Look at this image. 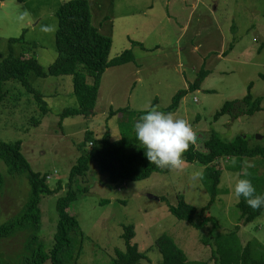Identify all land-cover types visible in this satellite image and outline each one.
Listing matches in <instances>:
<instances>
[{"label":"rangeland","instance_id":"374dc122","mask_svg":"<svg viewBox=\"0 0 264 264\" xmlns=\"http://www.w3.org/2000/svg\"><path fill=\"white\" fill-rule=\"evenodd\" d=\"M65 1L0 0V63L10 55V41L24 34L23 42L14 45L16 56L34 58L47 71L57 58V11ZM88 1L93 25L112 39L110 59L125 50H132L135 55V62L104 73L93 116L69 118L60 124L61 114L79 107L73 76H28L33 88L45 97L50 110L45 116L21 83L9 81L5 85L8 97L0 116V139L23 141L24 155L32 168L49 173V185L58 188L43 196L40 204L42 228L38 236L47 253L54 245L56 202L68 190L72 167L90 152V144L81 147L86 133L93 132L98 141L106 133L110 140L122 138L123 132L129 135L138 115L153 106L154 99L158 100L155 106L165 111L180 90L195 82L204 66L210 76L199 91L183 100L176 113L191 121L197 130V147L204 149L213 132L229 141L243 135L248 145L264 146V102L263 111L254 117L234 119L226 115L220 122L215 121L226 102L242 100L250 85L254 97L264 98V0ZM134 42L143 44L145 49L134 46ZM225 52H229L227 56H223ZM88 80L92 83L91 77ZM125 109L134 114L132 120L129 113L110 118L111 112ZM184 158L183 172H154L143 180L117 183L94 160L90 161V169L74 182L78 200L70 208L86 235L79 264H112L115 251L125 250L122 234L128 225H134L133 242L146 255L142 264L161 263L162 256L155 248V239L161 235L170 236L191 262L216 264L213 248L204 243L212 226L197 230L169 210V205L179 204L181 195L198 210L211 200L202 180H190L192 172H204L205 166ZM245 161L254 162L259 173L264 174L263 158L246 157ZM236 162L233 157L216 161L222 176L211 215L219 220V233L239 225L244 246L248 242L264 246V216L245 226L240 221L239 200L233 193L239 177L234 169ZM0 173L5 179L0 191L1 226L21 212L30 187L25 175L10 173L1 158ZM200 216L196 217L198 221ZM26 235L22 232L1 241L5 262L19 264Z\"/></svg>","mask_w":264,"mask_h":264},{"label":"trees","instance_id":"16d2710c","mask_svg":"<svg viewBox=\"0 0 264 264\" xmlns=\"http://www.w3.org/2000/svg\"><path fill=\"white\" fill-rule=\"evenodd\" d=\"M57 18V58L47 71L34 58L16 56L14 45L23 42L24 34L10 41V55L0 63V116L8 97L5 85L9 81L21 83L26 91L34 96L44 116L50 112L44 95L33 88L28 81V76L34 74L39 78L73 76L74 92L79 107L61 114L60 124L69 118H90L93 116L97 104L104 73L110 68L135 62L132 50H125L110 59L112 39L101 34L99 29L93 25L88 0L65 1L59 6ZM133 45L140 46L142 50L145 49L143 44L134 42ZM232 48L233 45L230 46L229 51ZM228 53L225 52L223 56H227ZM210 74L211 72L204 66L195 82L189 88L180 90L173 98L172 105L164 112L178 113L183 100L190 93L199 91ZM88 76L92 78V83H89ZM252 90L253 85H250L242 100L227 101L220 113L217 114L216 123L226 115L237 119L242 116L254 117L262 112L264 98L254 97ZM157 102L158 100L154 99L153 106L157 105ZM128 113L129 120H132L135 116L127 109L111 112L110 118ZM141 115L143 114L138 115V119ZM127 134L128 132H123L122 138L110 140V134L106 133L103 139L98 141L93 132L86 133L81 147H87L90 144V152L82 155L72 167L68 190L56 202L58 219L54 245L49 253L44 250L38 236L42 228L40 204L43 196L54 193L58 188H52L49 185V173H42L32 168L31 163L24 155L23 141L5 142L0 139V158L7 164L8 171L12 174L25 175L30 187L27 201L21 212L0 226V243L18 233H27L19 264H79L86 235L80 228L78 217L70 212V208L78 200V190L75 189L74 182L78 176L86 174L90 169L91 160L98 164L100 170L108 174L113 183L143 180L154 172H171L150 164L145 156L146 150L139 146L135 131L132 130L129 135ZM135 146L138 147L135 149ZM184 157L189 162H200L205 166L202 181L211 194V200L202 210H198L186 201L184 195H181L177 206L169 205L170 212L178 219L189 222L197 230L212 226L211 234L204 243L213 248V261L216 264H264V246L258 242H248L244 246L239 238L241 229L239 225L227 233H219V220L211 215V211L218 201L222 176V169L216 164V161L225 157L236 158L237 164L234 169L239 172L238 178H243L244 158L261 157L264 159V146L248 145L243 135H238L229 141L213 132L211 137L205 141L204 149L198 148L196 144L192 145ZM247 171L252 174L248 178L252 180L257 194H264V174H260L258 168L255 167L247 169ZM4 180L3 174L0 173V191L3 188ZM161 200L166 199L161 198ZM237 208L241 212L240 221L244 226L264 216V206L254 210L248 206L243 197L239 199ZM199 214H201L200 221L196 219ZM135 236L134 225L123 227L122 239L125 250L115 251L112 264H142V261L147 259L146 255L139 251L138 244L133 242ZM155 248L162 256L160 264H208L207 262H191L187 254L168 235H161L155 239ZM0 264L12 263L5 262L0 252Z\"/></svg>","mask_w":264,"mask_h":264},{"label":"clouds","instance_id":"9594fccd","mask_svg":"<svg viewBox=\"0 0 264 264\" xmlns=\"http://www.w3.org/2000/svg\"><path fill=\"white\" fill-rule=\"evenodd\" d=\"M144 112L134 123V131L139 146L146 150L145 156L150 164L173 172L185 171V153L198 138L191 121L172 112L161 111L156 106L147 107ZM244 163L243 178L236 179L233 193L237 200L243 197L249 207L258 210L264 206V194H257L252 180L248 178L252 174L247 169L254 168V162ZM202 179L203 170L190 174L193 182Z\"/></svg>","mask_w":264,"mask_h":264},{"label":"crops","instance_id":"0c3cea01","mask_svg":"<svg viewBox=\"0 0 264 264\" xmlns=\"http://www.w3.org/2000/svg\"><path fill=\"white\" fill-rule=\"evenodd\" d=\"M127 65H128V64H127ZM124 66H125V65H124ZM124 66L117 67L116 69H119V70H120V69L123 68Z\"/></svg>","mask_w":264,"mask_h":264}]
</instances>
